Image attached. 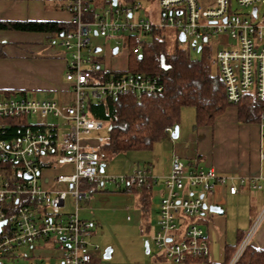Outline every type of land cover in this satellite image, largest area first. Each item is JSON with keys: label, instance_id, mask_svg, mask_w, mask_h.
<instances>
[{"label": "built area", "instance_id": "1", "mask_svg": "<svg viewBox=\"0 0 264 264\" xmlns=\"http://www.w3.org/2000/svg\"><path fill=\"white\" fill-rule=\"evenodd\" d=\"M154 3V11H144L143 2ZM117 0L113 5L93 13L85 21L93 0H69L72 29L61 34V44L70 52L65 80L70 83L73 99L66 104L33 97H0V264H102L93 252L99 249L87 239L94 236L95 223L81 218V203L95 193L93 185L103 186L101 165L107 154V140L93 133L104 131L108 124L94 119L90 101L132 95L159 96L164 85L158 76L123 73L102 81L95 75L99 64L91 57L93 28L103 37L111 34L138 39L134 53L141 54L147 38L157 30L175 29L193 50H202L214 36L226 35L229 44L214 57L219 77L225 87L227 102L238 106L245 99L264 101V0ZM256 10V12H254ZM206 40V41H205ZM128 42H126L127 46ZM199 46V47H198ZM46 127H27L17 137L10 128L17 119ZM49 118L69 124L62 137L58 125ZM264 127V112L261 115ZM168 127L166 134H174ZM93 142V143H92ZM44 170L56 171L45 178ZM231 177L195 160L172 157L168 175L153 177L149 170H137L130 177L108 178L118 187L152 188L161 185L158 230L153 236L159 256L175 264L207 258L209 243L199 220L203 217L206 198ZM261 188L260 186H256ZM236 186L229 193L236 195ZM71 198L73 212H63ZM256 230L251 229L230 264H235ZM30 248L29 255L24 249ZM50 249L47 255H36L34 249Z\"/></svg>", "mask_w": 264, "mask_h": 264}, {"label": "crops", "instance_id": "2", "mask_svg": "<svg viewBox=\"0 0 264 264\" xmlns=\"http://www.w3.org/2000/svg\"><path fill=\"white\" fill-rule=\"evenodd\" d=\"M94 4L100 6V10L105 7L106 0H93L92 5ZM68 5L69 0H0V20L49 21L68 25L71 20ZM0 42L5 43L6 55L0 58V91L25 90L35 93V99H38L37 91L57 95L62 93V104L73 99L70 83L65 80L69 58L66 59L62 51L61 35L0 31ZM170 151L162 177L170 173L172 157L178 154L183 159L198 161L201 166L214 168L220 174L232 178L226 185L217 186L206 198L208 205L219 206L223 213L205 212L199 220L209 243L210 254L207 260L221 264L225 261L226 247L238 245L232 261L255 225L256 230L249 245L264 249V127L260 123H240L237 108L229 107L217 118L213 127L197 126L193 133L184 135L175 142ZM156 171L154 167L150 173ZM54 173L56 171L44 170L43 175L51 178ZM233 185L238 189L236 195L229 193V188ZM158 186L160 193L162 186ZM106 197L108 195L99 200ZM91 201L92 197L88 202ZM137 204L139 205V198ZM148 215L145 219L142 218L141 223L145 232L150 231ZM157 230L158 222L151 236L152 242ZM241 238L242 242H239ZM149 253L146 252L142 256V263H138L175 264L157 254L147 256ZM200 263L204 262L189 260L181 264Z\"/></svg>", "mask_w": 264, "mask_h": 264}, {"label": "trees", "instance_id": "3", "mask_svg": "<svg viewBox=\"0 0 264 264\" xmlns=\"http://www.w3.org/2000/svg\"><path fill=\"white\" fill-rule=\"evenodd\" d=\"M135 1V0H128ZM110 3V2H109ZM100 6L91 5L84 20L92 19L94 12ZM72 29L71 24L49 21H2L0 31L47 33L61 35ZM165 29L157 30L151 41L144 45L140 55L134 53L137 39L128 37V67L125 70L106 69L99 64L95 75L107 81L112 77H119L123 73L145 74L160 77L164 91L161 95L144 96L123 95L117 98H102L90 101L89 112L94 119L108 124L107 142L103 146L107 154L105 165L111 156L121 152L148 150L166 136L168 127H177L180 123L181 112L184 108L195 110L196 125L198 127H213L218 117L231 107L227 102L225 87L219 77L217 67L213 69L211 57L192 60L188 50L181 49L179 43L174 48L169 46ZM137 44V43H136ZM5 43L0 42V58L5 55ZM204 48H202L203 50ZM164 59V63L162 61ZM31 97L25 90L0 91V97ZM238 120L240 123H260L264 112V101L245 99L238 106ZM11 136L17 137L27 127L34 130H46V127L35 125L28 119H17L12 122ZM0 162V168H1ZM95 192L98 184H94ZM123 192L138 193L142 218H146L151 206L152 188H127ZM242 238L239 240L241 241ZM238 242V244H239ZM236 246L226 247L225 261L229 264ZM208 258L191 259L216 264ZM189 261V260H188ZM235 264H264V249L248 245Z\"/></svg>", "mask_w": 264, "mask_h": 264}, {"label": "rangeland", "instance_id": "4", "mask_svg": "<svg viewBox=\"0 0 264 264\" xmlns=\"http://www.w3.org/2000/svg\"><path fill=\"white\" fill-rule=\"evenodd\" d=\"M111 0H106L105 7H108ZM122 1V0H121ZM235 10H240L236 0H232ZM104 7V8H105ZM144 11L141 15H146V12L154 11L155 5L149 1L143 2ZM264 14V3L260 6V15ZM98 29L93 28V32L90 36L93 49H100L98 52L92 53L91 57L94 61L98 62L102 67L116 68L118 70L127 69L129 45L128 36L111 34L109 37H103L100 34L95 35V31ZM169 46L174 48L178 42L177 32L175 29H165ZM151 41L147 38V43ZM137 39V44H138ZM229 39L226 35L214 36L208 43H199V46L204 47L203 50H193L189 46V43H179V47L190 52L192 60H200L203 57H211L213 69H216L214 57L217 51L225 45L229 44ZM135 43V46L137 45ZM134 46V47H135ZM198 46V47H199ZM118 48L117 54H114V50ZM63 53L66 55V59L70 57V52H67L66 48H62ZM210 59V58H209ZM72 93V90L70 91ZM32 97H35V93H31ZM62 93H48L45 91H37L36 97L40 100L53 99L60 105L62 104ZM235 107V106H231ZM48 123L50 125H58L59 135L62 137L69 130V125L61 119L49 118ZM180 137L173 139L171 135L166 136L160 141L156 142L151 149L121 152L108 158L104 172L101 176L106 179L103 186L99 185L98 191L91 195L92 201H83L81 203V210L79 215L81 218L93 221L95 223L94 236L87 239V242L91 245L98 246L99 249L93 252L94 257H98L102 264H140L142 256L147 252L146 242H149V248L151 252L147 256L153 254L160 255L153 242L151 236L153 235L157 222L159 220L158 207L160 203L161 195L158 192L159 186L153 187L151 206L149 209L148 221L150 225V231L145 232L141 228L142 223V210L137 204L139 198L138 193L123 192L126 187L125 184H121L118 187L114 182H109L108 178L119 179L121 177H130L137 170H151L157 169L156 173H152L153 177H162L166 166L168 164V155L175 142L182 139L185 135H190L197 127L195 110L193 108H184L181 112L179 123ZM102 136L107 140L108 127L101 132L93 133V137ZM155 172V171H154ZM108 195L100 201V197ZM208 202V199L205 200ZM75 210L72 199L69 197L66 201V206L62 210L63 212H73ZM207 214H212L206 210ZM145 232V236L143 235ZM107 249H111V257L105 259V253ZM31 255L33 251L30 248L24 249ZM50 249H34L36 255H47ZM142 263V262H141ZM204 264V263H200Z\"/></svg>", "mask_w": 264, "mask_h": 264}, {"label": "water", "instance_id": "5", "mask_svg": "<svg viewBox=\"0 0 264 264\" xmlns=\"http://www.w3.org/2000/svg\"><path fill=\"white\" fill-rule=\"evenodd\" d=\"M112 1H113V5L116 6L117 5V0H112ZM254 12H256V10ZM95 35H97L96 32H95ZM179 40L182 43L185 42V36H184V34H181L180 35ZM98 51H100V49H96V52H98ZM199 51H200V48H199ZM117 52H118V48H116L114 50V54H117ZM162 61L164 63V59H162ZM178 137H179V126L175 127L174 134H173L172 138L173 139H177ZM105 166H106L105 164L101 165V168H100L101 173L104 172ZM204 209L205 210H208L209 212L214 213V214H222L223 213V210H221V208L219 206H216V205H208V204H205ZM4 224H5V221L0 223V230H1V227ZM146 248H147V253H149V243L148 242H146ZM111 253H112V250L111 249H107L104 258L105 259H109L111 257Z\"/></svg>", "mask_w": 264, "mask_h": 264}]
</instances>
